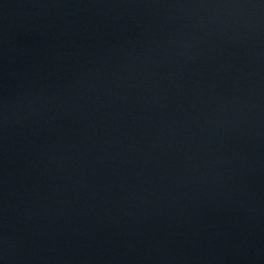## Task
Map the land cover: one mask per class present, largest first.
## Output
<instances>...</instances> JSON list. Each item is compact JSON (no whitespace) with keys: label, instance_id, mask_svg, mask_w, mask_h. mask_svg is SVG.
Here are the masks:
<instances>
[{"label":"water","instance_id":"95a60500","mask_svg":"<svg viewBox=\"0 0 264 264\" xmlns=\"http://www.w3.org/2000/svg\"><path fill=\"white\" fill-rule=\"evenodd\" d=\"M0 264H264V0H0Z\"/></svg>","mask_w":264,"mask_h":264}]
</instances>
